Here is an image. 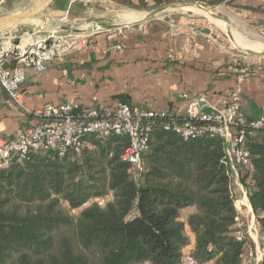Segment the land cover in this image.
<instances>
[{
    "label": "trees",
    "instance_id": "16d2710c",
    "mask_svg": "<svg viewBox=\"0 0 264 264\" xmlns=\"http://www.w3.org/2000/svg\"><path fill=\"white\" fill-rule=\"evenodd\" d=\"M113 1L136 10L234 2ZM164 123L148 127L141 171L121 159L130 146L122 135L88 136L80 154L31 152L1 167L0 264H181L188 253L200 264H246L254 244L238 226L225 142L208 133L185 140ZM245 147L241 182L264 238V130L249 131ZM188 208L196 213L184 220Z\"/></svg>",
    "mask_w": 264,
    "mask_h": 264
},
{
    "label": "crops",
    "instance_id": "0c3cea01",
    "mask_svg": "<svg viewBox=\"0 0 264 264\" xmlns=\"http://www.w3.org/2000/svg\"><path fill=\"white\" fill-rule=\"evenodd\" d=\"M99 1L122 5L113 0H53L46 12L65 21L78 19ZM131 1L139 5L141 0ZM36 3V0H3L0 17L29 11ZM211 6L229 11L236 17L234 20L249 22L255 27L264 24V0H234ZM221 17L232 21L228 15L221 14ZM217 37L212 30L198 27L194 21L159 17L123 29L91 32L87 47L65 53L44 71L30 68L22 101L31 113L49 104H73L90 112L112 104L118 96H125L137 109L171 110L184 115L187 102L183 94L220 95L236 89L242 97V112L250 119L264 117V64L246 62L226 53ZM243 68L255 72L241 80ZM37 123L38 119L11 101L0 85V142ZM236 192L239 219L254 244L248 261L262 264L264 238L247 190L239 187ZM194 213L195 208L186 209L183 219Z\"/></svg>",
    "mask_w": 264,
    "mask_h": 264
},
{
    "label": "built area",
    "instance_id": "2783aa9c",
    "mask_svg": "<svg viewBox=\"0 0 264 264\" xmlns=\"http://www.w3.org/2000/svg\"><path fill=\"white\" fill-rule=\"evenodd\" d=\"M146 3L150 4L151 0H146ZM88 39L82 34L40 30L12 32L0 42V85L11 101L38 119L36 125L19 131L10 140L0 142V168L9 166L14 157L23 158L31 152L53 149L61 157L67 156L70 150L80 154L87 145L88 136L109 138L122 135L130 139V146L121 159L141 171L142 156L150 142L148 127L155 120L163 119L166 131L185 140L197 138L203 133L222 139L226 144L225 164L231 171L232 186L234 178L240 179L241 184V171L244 172L243 169L250 165V152L245 147L248 132L264 130V117L248 118L241 110L242 97L236 89L224 91L220 95L193 96L185 93L182 95L187 102L184 115L168 110L144 111L119 101L90 112L73 104H49L31 113L22 101L23 85L29 69L46 70L51 62L65 53L87 47ZM116 47L121 49L120 45ZM253 74L252 69L243 68L239 76L243 80ZM179 116L184 119L181 121ZM233 193L237 200L234 188ZM238 226L245 228L240 219ZM262 256L264 258V246ZM181 264L200 263L188 253Z\"/></svg>",
    "mask_w": 264,
    "mask_h": 264
},
{
    "label": "rangeland",
    "instance_id": "374dc122",
    "mask_svg": "<svg viewBox=\"0 0 264 264\" xmlns=\"http://www.w3.org/2000/svg\"><path fill=\"white\" fill-rule=\"evenodd\" d=\"M37 2L40 0H36ZM43 3L46 2V0H42ZM173 4H187L189 5L188 8H183L180 10H174L164 13L163 15L159 16V18L162 19H169L174 21H194L198 27H201L203 29H210L213 31L215 36H218L216 40L220 44V47L229 54H235L237 58L246 59V62L250 63H259L260 65L264 64V56H255L248 53L249 51L244 50L245 48L241 45L240 40H243L244 42H247L248 44L258 45L262 44L264 45V24H260L259 26L255 27V25H251L249 22L244 23L241 22L239 19H233L236 17H233L229 11H226L223 8H215L211 5L205 4V3H195V2H181V3H173ZM200 7L206 9L212 14L219 15L225 14L230 17H232V21H228L225 19V23L216 20L211 16L210 14H207L206 12L200 10ZM199 8V9H198ZM156 9V8H155ZM154 10V9H152ZM152 10H136L132 9L130 7H127L125 5H118V4H111L108 1H99L97 4H93L92 7L89 8V10L82 15L78 19H67V23L70 24H79L86 19L89 18H104V19H114L117 21H121V18H124L126 14L129 13H136L139 16H145L147 13H149ZM237 18H240L237 16ZM48 18L44 16L43 18H37L32 20V22L26 23V24H20L15 25L9 29H5L3 32L0 33V42L7 37L8 34H11L12 32H33V31H44L47 30V26L44 24L46 23V20ZM47 25H50L47 24ZM228 30L231 31L232 36L234 40H232L228 34ZM91 33H84L82 35L88 36ZM240 69V68H239ZM254 71V69H252ZM255 72V71H254ZM239 183V184H238ZM241 185V186H239ZM244 187L243 183L240 184V179H233V188L237 195V188ZM246 218V223H247ZM245 223V224H246ZM255 232V231H254ZM253 258V257H252ZM251 261V260H250ZM246 260L247 264H254L253 261Z\"/></svg>",
    "mask_w": 264,
    "mask_h": 264
},
{
    "label": "water",
    "instance_id": "95a60500",
    "mask_svg": "<svg viewBox=\"0 0 264 264\" xmlns=\"http://www.w3.org/2000/svg\"><path fill=\"white\" fill-rule=\"evenodd\" d=\"M53 0H46L43 3L42 0L38 1L35 5V8L18 13H12L5 16L0 17V33L3 32L5 29L15 26L18 24H25L31 21L32 19L44 17L46 16L49 19L50 26L47 27V30H53L59 33H67V34H84V33H91L99 30H118L123 29L126 27H131L134 25L142 24L145 21H149L155 19L166 12L180 10L183 8H188L189 5L187 4H170L167 6H163L157 9H154L147 13L145 16L141 17L139 20L133 23H126L123 21H117L114 19H104V18H89L79 24H70L65 22L62 19H56L50 16L46 12V7L52 2ZM200 9L205 10L208 14L213 16V18L222 20L225 22V19L219 15H215L207 11L206 9L200 7ZM228 34L232 40H234L232 33L228 30ZM251 55L255 56H264V52H254L249 51Z\"/></svg>",
    "mask_w": 264,
    "mask_h": 264
},
{
    "label": "bare ground",
    "instance_id": "6f19581e",
    "mask_svg": "<svg viewBox=\"0 0 264 264\" xmlns=\"http://www.w3.org/2000/svg\"><path fill=\"white\" fill-rule=\"evenodd\" d=\"M199 9V8H198ZM204 12H206L205 10L203 9H200ZM207 13V12H206ZM208 14V13H207ZM141 18V16H139L138 14L136 13H129V14H126L124 16V18H121V21L123 22H126V23H133L137 20H139ZM217 20V19H216ZM218 21H221V22H224L222 20H218ZM225 23V22H224ZM49 24V19L46 20V23L44 24L45 26L49 27L50 25H47ZM238 40L240 41L241 45L245 48L244 50L246 51H254V52H264V45H251V44H248L247 42H244L243 40H240L238 38Z\"/></svg>",
    "mask_w": 264,
    "mask_h": 264
}]
</instances>
